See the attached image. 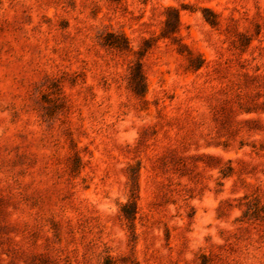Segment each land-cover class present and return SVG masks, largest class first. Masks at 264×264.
I'll use <instances>...</instances> for the list:
<instances>
[{"label": "rangeland", "instance_id": "rangeland-1", "mask_svg": "<svg viewBox=\"0 0 264 264\" xmlns=\"http://www.w3.org/2000/svg\"><path fill=\"white\" fill-rule=\"evenodd\" d=\"M0 264H264V0H0Z\"/></svg>", "mask_w": 264, "mask_h": 264}]
</instances>
